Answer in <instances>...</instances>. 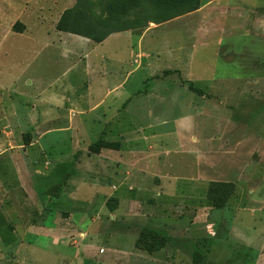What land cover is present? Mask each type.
<instances>
[{"label": "rangeland", "instance_id": "rangeland-1", "mask_svg": "<svg viewBox=\"0 0 264 264\" xmlns=\"http://www.w3.org/2000/svg\"><path fill=\"white\" fill-rule=\"evenodd\" d=\"M191 1L195 3L191 11L156 22L154 19L174 13L183 4L164 0H0V108L3 111L0 118L10 117L9 121H0V132L13 133L12 144L7 147L29 144L40 140L42 133H49L41 144H53L55 151H66L69 144H64V139L73 135L74 129L84 133L85 146L102 139L107 144L101 150H118L122 145L138 147L146 151L143 157H147L145 168L149 171H141L144 176L135 185L127 184L128 192L149 191L156 185L158 178L155 164L152 165L155 147L166 144L174 152L170 155V173L178 184L170 183L163 188L174 205L168 217L157 218L161 217L159 213L144 209L142 220H124L115 214L104 217L99 213L98 203L91 216L78 219L85 224L83 230L88 226V235L69 234L61 239L69 247L79 246L77 250H83V245L88 243L86 264L127 262L118 252H132L137 239L134 233L139 236L142 230L166 238L169 258L176 255L178 248L189 256L192 264H254L258 254H264V0ZM72 8L66 19L69 25L96 35H120L93 46L92 40L59 31L60 17ZM83 42L93 47L86 43L81 47ZM220 48L232 54L225 64L214 57ZM241 50L247 51L244 53L248 61L242 68L239 67ZM104 56L108 61L101 60ZM208 66L215 70L214 74L209 73ZM96 68L118 70L128 78L122 94L130 92V98L125 104H116L117 113L108 121L88 114L84 115L85 120L77 122L82 117L72 105L75 99L67 104L62 98L56 106L37 102L38 98L54 100V96L62 94L64 98L74 97L76 93L79 97L83 95L82 89L93 83L94 100L102 98L107 89H101V84L110 88L121 80V75L112 71L94 77L92 69ZM216 71L229 81L244 72L248 84L221 90L216 84ZM208 73L212 81L208 80ZM228 83L236 85L235 81ZM206 99L213 105L205 103ZM76 100L81 106L82 99ZM112 100L106 97L108 104L103 106L106 108ZM240 100L244 102L240 104ZM220 103L230 116L225 123L228 133H208L216 145L222 142L223 146L221 150L216 146L210 154L209 178L193 184L185 179L189 174L184 167L190 164L187 154L175 153L179 147L177 137H163L165 142H162L154 135L202 129L208 112L212 113ZM34 106L41 116L32 120L29 111ZM84 108L89 112V107ZM124 108L127 114L123 113ZM42 110L47 120H39L43 117ZM196 111L198 116H194ZM194 118L192 125L190 120ZM218 124L212 122L211 126L218 129ZM88 153L92 152L88 150ZM91 163L85 160L76 180L81 183L77 185L82 189L79 198L84 205L92 203L85 191L89 193L98 185L115 191L116 180L121 177L120 169L115 168L113 175L107 176L106 168L98 170ZM35 180L37 189H43L50 179ZM68 188L66 184L62 190ZM151 201L145 199V205L152 204ZM203 204L205 211L197 217L192 209H202ZM107 205L113 209L118 206V200L111 196ZM68 215L65 207L55 220L63 221ZM194 221L200 222L194 224ZM91 233L99 234L98 238L105 235L96 240V235ZM64 263V259L58 258L52 259L51 264Z\"/></svg>", "mask_w": 264, "mask_h": 264}, {"label": "crops", "instance_id": "crops-1", "mask_svg": "<svg viewBox=\"0 0 264 264\" xmlns=\"http://www.w3.org/2000/svg\"><path fill=\"white\" fill-rule=\"evenodd\" d=\"M226 31L228 33L231 32L230 29L227 28ZM115 35L120 34H112L101 43H93V46L95 44L101 45ZM125 38L127 39L128 37ZM85 39L90 40L88 38ZM84 43H86L88 47H93L87 42L81 43V47ZM243 50H241L239 55L241 62L240 64L238 63L241 68L248 65V61L245 59L247 54L244 53L247 51ZM232 52H234V49ZM227 54V51H223V49L220 48L214 57L218 58V62L223 63L224 61L227 62L226 58L232 55L230 53V55ZM101 60H105V62L108 61L105 56L104 58L102 57ZM204 66L206 68L207 65ZM207 68L210 74L215 73V70L210 69V66ZM92 71L94 77H97L95 76L96 74L98 75L102 72L109 74L113 70L96 68L95 70L92 69ZM113 72H117L118 75H121L118 70ZM209 73L208 80L212 81ZM242 74L244 75V72H242ZM243 75H238L236 79H232L235 81L236 86L228 83L234 81H229L227 78L217 75L216 71V76L218 77V82H216V84L221 90L231 88L232 86L237 89L241 87L240 84L247 83ZM123 76L124 74L120 76L121 80L119 82L111 84L110 88L101 84V89H107V91L105 92V96L97 98L96 100H94L95 92L93 90V83L87 89H82L83 95L79 97H77V93L71 98H64L65 96L62 94L54 96V100L46 98L39 100L38 98L37 102L41 101L43 105L56 106V103L60 102L62 98L67 104H71L72 100L75 99L76 102L72 105L75 106L76 114L82 117V119H78L79 121L77 122L85 120L83 117L88 114L91 115V118L98 115L102 120L108 121L110 117L117 113V110H115L116 104L118 102H120L121 105L123 103L125 104V101H128L130 98V92L128 94H122V91L128 83V78ZM105 78L109 77L107 76ZM117 91L119 92L117 93ZM121 96L123 97L122 100L119 98ZM106 97H112L113 100L105 108L103 105L108 104L106 102ZM77 98L82 99L81 106L77 104ZM204 102L213 105L211 100L206 99ZM242 102H244V100H240V104H242ZM85 106L89 107V112L85 110ZM111 108L112 111H110ZM0 110L1 117L3 111L1 108ZM209 110L205 111L208 112ZM29 112V116L32 120L35 116H41L37 106L32 107ZM197 112L198 111H196V115L194 116H198L199 113ZM213 112V114L208 112V119L206 123L201 126L203 128H198L199 130L196 129L195 131L192 129V133H175V135L171 133H155L154 135L156 140L157 138L162 140L163 137H166V139H168V137L172 138L173 136L177 137L179 147L178 151H175V153L187 154L190 164L184 167L188 168L189 174L185 179L193 184L200 181L201 178H209L208 175L211 171L210 154L216 146L220 147V150L223 146L222 142L216 145V140L208 133H228V129L225 128V123L229 121H227V119H230V116L223 111L221 103L216 105V109L213 110ZM123 113L127 114L126 108L123 109ZM42 114L43 117L39 118V120H47V118H44L47 116L45 115V111L42 110ZM48 114H50V112ZM8 118L10 117L5 115V117L0 118V121H9ZM193 121H196L195 118L190 120V124L194 125ZM207 122H209L208 125ZM212 122L219 123L218 129L212 128ZM73 131V135L68 133L69 135L64 139V144H69L66 151H55V147L52 146L53 144H41L49 133H42L41 137H39L40 140L30 141L29 144H18L16 146L7 147L9 144H12L10 138H12L13 133L11 131L0 132V264H51L52 259L57 260L58 258L64 259V264H86L85 260L88 255L89 244L83 245V250H77L79 246L69 247L61 239L69 234L85 237L90 230L88 226L86 230H83L82 227H84L85 224H81L78 219L83 220L91 216V213L96 211V205L98 203H100L99 213H102L104 217L106 215L115 214L114 216L118 218L119 216H123L124 220H142L144 216L142 209L159 213L161 217L157 218H165L168 217L171 208L174 207L171 203L172 200L168 197V194L165 193V189H163L170 183H176V178H173L170 173V169H172V158H170V155H174V152H172L166 144L158 145L154 148L155 150L153 152L154 161L152 165L155 164L154 171L158 178V181H156L157 183H155L156 185L151 187L149 191L137 189L133 192H128L125 186L127 184L135 185L138 183L137 181L144 176L142 172L149 171V168H145L147 167L145 166L147 157H143L146 155V151L138 147H133V149H131L128 145H122L118 150L103 149L98 153L90 154L88 153L89 145L85 146L83 143L84 133H79L77 129ZM162 142L165 141L162 140ZM58 155L59 157L55 158V156ZM86 159L90 160V162H92L91 164H94L93 166L95 169L102 170V168H106L107 176L113 175L115 168L120 169L121 177L116 180L118 181V187L115 191H110L108 188L101 187V185H98L96 188H92L88 185L92 189H90L89 193L88 191L85 192L91 198L90 202L92 201V203L84 205L80 201L81 198H79L82 189L80 190L77 184L80 182L76 180L79 173L78 171L82 170ZM38 164H40V167L37 166ZM69 170L70 172H68ZM126 170L129 172L126 173ZM71 171H75L74 174H71ZM66 175H68V178L61 186L60 190L57 191V194H46L51 187L59 184ZM39 177L50 179L48 185L43 189H37L35 185V179ZM206 182H208L207 185H209L210 179ZM66 184L69 185L68 190H62V187ZM112 187L115 188V185ZM111 196L118 200V206L114 207L113 210H109L106 206V202ZM146 196L147 198H145ZM145 199H147V201L152 200L151 202L153 203L145 205ZM68 204L71 205L69 206ZM206 204V208H209L208 202ZM147 206L150 208L147 209ZM65 207L68 208V218L65 217L66 219L64 218L63 221L58 220L57 222V220H55L56 215L64 210ZM187 210L189 211L190 209ZM204 211V204L202 205V209L198 208L196 211L194 208L192 209V212L197 213V217L200 216V212ZM196 222L200 221H194V224H196ZM92 223L94 224L95 222H90V224ZM108 232L109 231L104 233L107 235ZM105 234H102V236ZM91 235H96V240L102 237L100 236L98 238L97 235L99 234L91 233ZM134 235H137L138 238L137 233H134ZM248 246L249 245H247V248L254 249L252 245ZM168 247L169 246L166 244L164 248L157 252L145 254L146 252L138 250L134 246L132 252L121 253L119 251L118 254L128 260L127 262L123 261V264H192V260H190L189 256H187L186 253L183 254L178 248L175 250L176 255L169 258L171 254L168 256ZM67 248L76 249V251L72 252ZM35 251H37L36 257ZM100 252L102 253V249ZM254 264H264L263 253L258 254Z\"/></svg>", "mask_w": 264, "mask_h": 264}, {"label": "trees", "instance_id": "trees-1", "mask_svg": "<svg viewBox=\"0 0 264 264\" xmlns=\"http://www.w3.org/2000/svg\"><path fill=\"white\" fill-rule=\"evenodd\" d=\"M164 2H167L169 4H174V3L180 4V3H182L183 7L181 9L175 11L172 14H167L163 17L154 19V21H156V22H163V21L169 20L174 16L183 14L185 12H189L192 10V8L195 7L194 1H191V0H188V2H184V0H164ZM72 12H73V8L66 10L62 14V16L60 17L58 24H57V29L59 31L76 34V35L88 38L95 43H101L104 39L107 38L108 34L96 35L90 31H84L82 29L75 28L73 25H69L68 24L69 22L67 23L66 19ZM196 92H201V91L196 89ZM106 144L107 143H105L102 139H100V140L96 141L95 143L89 145L88 150H89V152H92V153H98L102 148L106 147ZM67 178H68V175H66L59 184L51 187L46 192V194H52V195L57 194V191L60 190L61 186L65 183ZM107 207L109 208V210H113L108 205H107ZM166 244H167V242H166V238L164 236L159 235L158 233H154V232L149 231V230H142L141 233L139 234L137 240H136L135 247L138 250H141V251H144L146 253L151 254V253H154V252L161 250L162 248H164L166 246Z\"/></svg>", "mask_w": 264, "mask_h": 264}]
</instances>
